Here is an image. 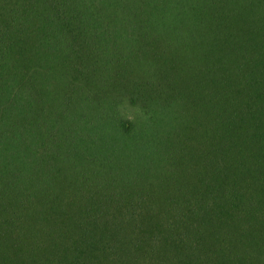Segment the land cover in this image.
Instances as JSON below:
<instances>
[{"label": "trees", "instance_id": "trees-1", "mask_svg": "<svg viewBox=\"0 0 264 264\" xmlns=\"http://www.w3.org/2000/svg\"><path fill=\"white\" fill-rule=\"evenodd\" d=\"M0 264H264V0H0Z\"/></svg>", "mask_w": 264, "mask_h": 264}, {"label": "rangeland", "instance_id": "rangeland-1", "mask_svg": "<svg viewBox=\"0 0 264 264\" xmlns=\"http://www.w3.org/2000/svg\"><path fill=\"white\" fill-rule=\"evenodd\" d=\"M134 112L132 110H127L126 112V117L129 118V119H132L134 117Z\"/></svg>", "mask_w": 264, "mask_h": 264}]
</instances>
